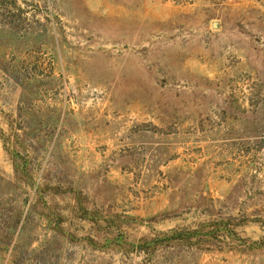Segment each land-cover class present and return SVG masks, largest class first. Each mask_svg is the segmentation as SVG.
<instances>
[{"label":"rangeland","instance_id":"374dc122","mask_svg":"<svg viewBox=\"0 0 264 264\" xmlns=\"http://www.w3.org/2000/svg\"><path fill=\"white\" fill-rule=\"evenodd\" d=\"M0 129V264H264V0H0Z\"/></svg>","mask_w":264,"mask_h":264},{"label":"trees","instance_id":"16d2710c","mask_svg":"<svg viewBox=\"0 0 264 264\" xmlns=\"http://www.w3.org/2000/svg\"><path fill=\"white\" fill-rule=\"evenodd\" d=\"M0 132H1V129H0ZM8 152H10V151H8ZM219 228H220V229H218L219 232H224L228 236L234 235V233H233L234 231L233 230L227 229L228 227H227V223L226 222L219 223ZM162 234H163L164 237H159V238L156 237V238L152 239L150 242H147V243H141V241H140L137 244H133L131 246H132V248L135 247V249L136 248L142 249L143 247L148 246L151 243L154 244L155 242H161V241L164 240V238H169V240L170 239H176V240H181V241L189 243L190 238L192 236H197L198 235V231L197 230H192V231H189V232H181V231H178L177 229H172V230H170L168 232H164ZM119 242L120 241H118L117 243L119 244ZM262 243H263V239L261 238V240L253 241L252 245L261 246Z\"/></svg>","mask_w":264,"mask_h":264},{"label":"water","instance_id":"95a60500","mask_svg":"<svg viewBox=\"0 0 264 264\" xmlns=\"http://www.w3.org/2000/svg\"><path fill=\"white\" fill-rule=\"evenodd\" d=\"M213 26H216V23H213Z\"/></svg>","mask_w":264,"mask_h":264}]
</instances>
